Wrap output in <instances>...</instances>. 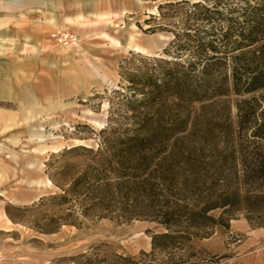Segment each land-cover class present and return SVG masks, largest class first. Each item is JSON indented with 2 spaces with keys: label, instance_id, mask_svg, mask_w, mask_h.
Wrapping results in <instances>:
<instances>
[{
  "label": "rangeland",
  "instance_id": "374dc122",
  "mask_svg": "<svg viewBox=\"0 0 264 264\" xmlns=\"http://www.w3.org/2000/svg\"><path fill=\"white\" fill-rule=\"evenodd\" d=\"M196 2L211 4L0 0V43H7L0 51V121L6 125L0 130V264H85L84 256L112 262L151 251V233L162 231L158 224L83 216L51 196L62 194L90 161L71 148L96 150L109 121L121 128L142 121L129 104L142 97H132L129 74L150 67L144 59H197L188 48L177 50L183 44L193 48L184 32L193 35L197 27L191 14ZM175 33L182 36L173 43ZM33 100L64 106L25 122L23 109ZM178 103L169 99L143 111L150 126L171 117L185 127L170 144L193 162V169L181 173L191 181L193 204L264 195V90ZM196 246L211 264H264V212H236L230 228H214Z\"/></svg>",
  "mask_w": 264,
  "mask_h": 264
},
{
  "label": "trees",
  "instance_id": "16d2710c",
  "mask_svg": "<svg viewBox=\"0 0 264 264\" xmlns=\"http://www.w3.org/2000/svg\"><path fill=\"white\" fill-rule=\"evenodd\" d=\"M191 14L197 27L193 35L188 30L184 34L193 48L183 44L177 50L188 48L197 59L182 63L147 58L144 61L150 67L129 74L132 97L142 96L130 99L129 104L132 112L141 114L142 121L125 128L109 121L100 132L104 138L96 150L81 146L69 150H83L90 161L70 186L51 200L70 203L71 211L80 209L83 216L126 223L150 221L162 228L151 233L149 253L116 256L112 262L84 256L85 264H211L213 260L197 248V242L209 239L218 226L230 228L236 212H264V195L254 197V201L249 196H221L213 202L193 204L191 181L181 174L193 169V162L179 157L170 144L185 127L171 117V122L156 126L146 121L149 113L143 109L149 111L169 99L193 104L264 90V0L196 2ZM181 36L175 33L173 43ZM45 200L43 197L39 203ZM218 209L223 212L215 217L212 212Z\"/></svg>",
  "mask_w": 264,
  "mask_h": 264
},
{
  "label": "crops",
  "instance_id": "0c3cea01",
  "mask_svg": "<svg viewBox=\"0 0 264 264\" xmlns=\"http://www.w3.org/2000/svg\"><path fill=\"white\" fill-rule=\"evenodd\" d=\"M15 40H16V37L15 36H10L9 37V41L11 43H14ZM24 42H25L24 43L25 48L29 47L28 42H27V39H25ZM6 46H7V43L6 42H1L0 43V51L2 52L3 49ZM31 47L34 48V49H38L37 46H31ZM62 55H63V53H62ZM45 101L47 103V100H45ZM63 106H64V103H62L61 101H54V100L51 101V100H48V105L47 106H43L40 103H38V102H36V101L33 100V102H32V104H31L30 107L23 109V112H24L23 113L24 121L25 122L28 121L29 120V117L31 116V114H34V115L38 116V115H40L42 113H48V112L53 111V110H55L57 108H63ZM5 128H6L5 121H0V130H4ZM6 133L9 134L10 136H14L13 134H11V131L10 132H6ZM38 137L39 136H36V138H38ZM12 139H15V136L12 137Z\"/></svg>",
  "mask_w": 264,
  "mask_h": 264
},
{
  "label": "bare ground",
  "instance_id": "6f19581e",
  "mask_svg": "<svg viewBox=\"0 0 264 264\" xmlns=\"http://www.w3.org/2000/svg\"><path fill=\"white\" fill-rule=\"evenodd\" d=\"M120 48L123 49V48H125V47H120ZM126 48H128V47H126ZM137 50H142V49H140V48L137 47ZM63 52H64V53L66 52V49H65V48H63V49L61 50V53H63ZM144 52H145V51H144ZM64 53H63V54H64ZM76 143H77V142H76ZM49 184L52 185L50 182H49Z\"/></svg>",
  "mask_w": 264,
  "mask_h": 264
}]
</instances>
